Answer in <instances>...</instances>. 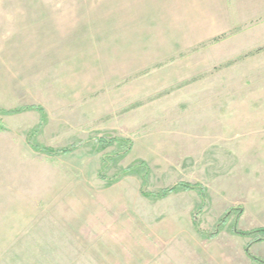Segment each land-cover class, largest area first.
I'll return each mask as SVG.
<instances>
[{
    "label": "rangeland",
    "instance_id": "obj_1",
    "mask_svg": "<svg viewBox=\"0 0 264 264\" xmlns=\"http://www.w3.org/2000/svg\"><path fill=\"white\" fill-rule=\"evenodd\" d=\"M123 4L0 0V264H264V19L189 44Z\"/></svg>",
    "mask_w": 264,
    "mask_h": 264
},
{
    "label": "crops",
    "instance_id": "obj_2",
    "mask_svg": "<svg viewBox=\"0 0 264 264\" xmlns=\"http://www.w3.org/2000/svg\"><path fill=\"white\" fill-rule=\"evenodd\" d=\"M254 0H124L118 24H172L187 30L189 44H200L234 24L264 19ZM249 4V5H248ZM253 6V7H252ZM170 26V25H169Z\"/></svg>",
    "mask_w": 264,
    "mask_h": 264
},
{
    "label": "trees",
    "instance_id": "obj_3",
    "mask_svg": "<svg viewBox=\"0 0 264 264\" xmlns=\"http://www.w3.org/2000/svg\"><path fill=\"white\" fill-rule=\"evenodd\" d=\"M224 36H217V37H214L213 39H211L210 40V42L211 43H218L222 38H223ZM29 109L30 110H33V111H36V112H38L40 115H41V120L43 121V119H45V116H46V114H45V111L42 109V108H39V107H29ZM25 110V109H24ZM23 110L22 109H17V110H14V111H12V112H4V113H20V112H22ZM0 131H2V129L0 128ZM122 141H124V140H121V139H115V140H109V141H107V142H104V140H99L98 141V143L100 144V145H103V147H106V146H108V145H111V144H113V142H116L117 144H120ZM125 142V141H124ZM127 142H125V144H126ZM130 145V144H129ZM122 145H120V147H121ZM72 149V148H71ZM71 149L70 150H67V149H62V150H52V149H47V148H39V147H35L34 148V150H36V151H40V152H42V153H45V154H67V153H69L70 151H71ZM176 188H177V186H175ZM170 188V189H167V190H164V191H162L160 194H159V196L158 197H164V196H166V195H168V194H170V193H172V192H174V190L176 189V188ZM178 187H181V188H183V189H187V190H197V191H199V193L201 194V193H203V191H204V189L201 187V186H199V185H191V184H179L178 185ZM257 232H262V233H264V229H258V230H253V231H251V232H235L234 231V233L235 234H237V235H240V236H249V235H252L253 233H257ZM200 234H203L202 232H199ZM245 252H246V254L250 257V258H252V260H254V261H258L255 257H253V256H251L250 254H249V250H248V247L246 248V250H245Z\"/></svg>",
    "mask_w": 264,
    "mask_h": 264
}]
</instances>
